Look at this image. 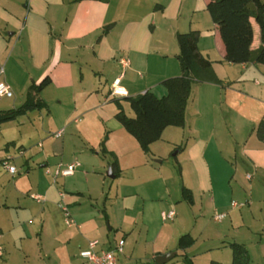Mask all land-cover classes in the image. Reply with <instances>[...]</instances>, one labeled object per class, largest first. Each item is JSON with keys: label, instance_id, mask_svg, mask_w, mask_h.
Instances as JSON below:
<instances>
[{"label": "crops", "instance_id": "1", "mask_svg": "<svg viewBox=\"0 0 264 264\" xmlns=\"http://www.w3.org/2000/svg\"><path fill=\"white\" fill-rule=\"evenodd\" d=\"M208 4L209 0H0V68L4 69L0 81L14 93L4 106H21L29 87L49 77L51 83L40 94L47 104L44 109L53 116V106L61 108L62 126L74 119L85 123L80 127L85 132L89 115L104 112L109 102H114L117 118L119 103L124 110L128 97L147 92L158 98L166 96L162 83L182 76L178 34L198 32L199 51L212 62V73L220 83L195 84L185 126L169 127L162 136L168 134L169 143L177 151L175 156L182 160V171L188 176L186 188L194 199L193 204L187 203L198 209V216H193L194 228L188 233L195 243L173 253H177L176 258L183 252V262L187 255L193 264H232L230 245L238 243L246 247L249 264H264V139L259 136V126L264 122V65L225 61L226 47L207 10ZM252 23L253 50H258L260 28L254 19ZM123 59L129 61L128 66L122 64ZM120 77L128 96L115 98L110 96L111 87ZM5 124L0 125V262L13 264L17 252L23 260L28 259L32 228L36 222L45 228L47 205L64 203L70 208L78 204V197L72 191L64 194L55 184L59 178L50 183L44 177L49 176L46 171L37 175L38 171L26 163L30 188L42 197L43 205L47 203L35 206L26 196L29 187L23 177L16 179L3 164L7 161L12 165L10 150L17 147V140L4 132ZM63 137L55 135L52 139L54 154H65ZM20 151L27 153L23 144ZM45 163L42 168L47 169L49 161ZM243 175L250 181L249 192ZM234 197L252 207L263 205L261 227L238 213L240 208L232 206ZM221 214L224 219L215 220ZM75 217L72 215L74 225L84 239L90 241L102 230L95 217L79 212ZM120 241L104 245L99 241L97 250H114ZM165 253L158 252L156 258Z\"/></svg>", "mask_w": 264, "mask_h": 264}, {"label": "rangeland", "instance_id": "2", "mask_svg": "<svg viewBox=\"0 0 264 264\" xmlns=\"http://www.w3.org/2000/svg\"><path fill=\"white\" fill-rule=\"evenodd\" d=\"M7 99L0 98V111L12 107L4 106L9 101ZM85 104L84 107H87ZM107 105L104 112L96 111L89 115L85 132L80 129L85 123H76L74 119L62 126L63 110L56 106H53V116L44 109L30 112L17 122L5 124L4 132L8 131L17 140V147L10 150L14 156L12 165L18 170L15 177H23L24 184L29 187L27 198L35 206L43 207L47 203L39 205L32 199L37 191L28 184L26 163L38 171L37 175H44L48 170L55 173L59 165L66 167L75 162L81 163L74 177H60L55 184L64 194L70 195L72 191L78 197V204L69 208L74 219L76 212H79L88 218L95 217L101 224L102 230L90 241L97 239L104 245L106 242L115 244L121 239L125 240V252L118 255L119 264H156L158 252H166L165 255L178 252L179 238L194 228L193 216L198 214V209H193L184 200L182 191L188 184L187 171H182V160L175 156L176 149L169 143L168 134L153 143L149 154H145L115 117L117 108L114 102ZM124 106V112L134 117L127 101H124ZM79 118L85 120L82 116ZM61 129H66L62 138L66 140L65 154L57 155L52 152L50 143ZM104 141L106 152L102 149ZM21 144L27 153L20 151ZM178 145H181V141ZM46 160L50 164L47 169L42 168ZM116 161L119 176L111 179L107 173ZM45 175L50 183L56 182L54 176ZM243 179L249 192L250 181L245 180V175ZM78 192L81 194H76ZM234 200L244 204L241 210H237L239 214L249 217V222L255 221L259 227L262 226L261 203L252 207L240 197H234ZM47 206L49 218L45 228L43 223L37 222L32 228L28 259L23 260L25 258L15 252L17 259L13 264H83L79 251L89 247L90 241L80 235L77 224L72 228L66 225L62 209L64 203ZM172 210L178 215L176 220L164 221L163 212ZM110 228L113 230L110 231ZM166 264H184L183 252Z\"/></svg>", "mask_w": 264, "mask_h": 264}, {"label": "trees", "instance_id": "3", "mask_svg": "<svg viewBox=\"0 0 264 264\" xmlns=\"http://www.w3.org/2000/svg\"><path fill=\"white\" fill-rule=\"evenodd\" d=\"M97 1L108 2L109 0ZM207 10L225 44L226 62L235 65L249 63L264 65V0H209ZM252 19L260 28L261 47L258 50H253ZM199 38V33L194 31L178 34L180 48L178 58L182 76L162 83L167 89L166 96L158 98L153 93L147 92L137 97H128L127 101L134 117H129L119 103L120 111L117 119L137 139L146 154H149L150 146L162 138L167 128L185 126L187 105L195 84L220 83L212 73V62L199 51ZM50 83L51 79L47 77L41 83L31 85L24 104L17 108L0 111V125L16 121L31 111L46 108L47 104L40 98V94ZM259 136L264 139V122L259 126ZM102 144V149L106 152L105 141ZM117 166V162L111 165L116 178L119 176ZM182 191L185 201L193 204L191 190L183 187ZM194 243L193 237L185 234L180 237L178 248L185 251ZM230 246L233 251L232 264H249V254L244 245L232 243ZM184 263L193 264L187 255H184Z\"/></svg>", "mask_w": 264, "mask_h": 264}, {"label": "built area", "instance_id": "4", "mask_svg": "<svg viewBox=\"0 0 264 264\" xmlns=\"http://www.w3.org/2000/svg\"><path fill=\"white\" fill-rule=\"evenodd\" d=\"M122 64L124 66H128L129 61L126 59L122 60ZM4 74V69L0 68V76ZM14 96L13 91L11 90L10 86L7 85L5 82L0 81V98H12ZM110 96L115 97V98H124L128 96V92L126 89L121 86V77L117 78L111 87V92ZM64 134V129L56 133V136L58 138L62 137ZM2 163V161H0ZM5 168L8 169V171L12 175H16L18 173V170L15 166L10 165L7 161L3 162ZM81 167V163L75 162L72 164H69L66 167H63L62 165L59 166L55 173H53L51 170H48L47 173L49 175H52L55 177V180H57L60 177H70L73 176L77 170ZM250 178V177H249ZM32 198L36 200L39 203L43 202L42 197L37 196V195H32ZM232 206L234 208H242L244 207V204H239L237 202H233ZM64 215H65V223L67 226H72L74 225V220L72 218V215L70 213V210L67 206H64L63 208ZM176 217V212L175 210L170 211L169 213L163 214V220L164 221H174ZM225 215H217L215 217V220L221 221L224 219ZM99 245V241H91L89 243V247L86 250H83L80 253V257L83 259L84 264H118V255L122 254L124 252V246H125V241L122 240L120 243L117 245L116 249L114 250H102L98 251L97 247ZM2 253V248L0 245V254Z\"/></svg>", "mask_w": 264, "mask_h": 264}, {"label": "water", "instance_id": "5", "mask_svg": "<svg viewBox=\"0 0 264 264\" xmlns=\"http://www.w3.org/2000/svg\"><path fill=\"white\" fill-rule=\"evenodd\" d=\"M108 177L111 179H115V174L113 173L112 169H110L107 173ZM177 253H170L168 255L158 256L155 260L156 264H166L172 261Z\"/></svg>", "mask_w": 264, "mask_h": 264}]
</instances>
